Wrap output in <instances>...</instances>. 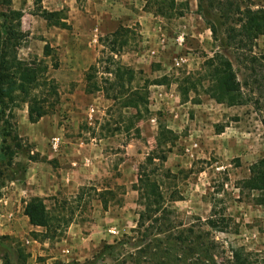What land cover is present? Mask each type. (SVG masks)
I'll return each mask as SVG.
<instances>
[{
  "label": "rangeland",
  "instance_id": "374dc122",
  "mask_svg": "<svg viewBox=\"0 0 264 264\" xmlns=\"http://www.w3.org/2000/svg\"><path fill=\"white\" fill-rule=\"evenodd\" d=\"M118 1L122 2L120 6L113 2L120 8L115 9L117 12L105 11L109 17L115 13L125 21L129 14L132 16L117 29L129 28L130 33L126 36L128 44L116 59L136 71L133 87L150 84L149 103L140 114L133 108L120 107L103 92L78 94L79 85L86 86L88 69L97 61L100 60L98 79L107 77L104 72L110 48L106 37L114 32L98 31L95 19L90 17L88 24V19L83 18L78 31L84 40L77 41L80 49L76 53L84 55L86 62L79 61L74 68L69 61L75 57L71 56L73 51L57 44L73 34L72 24L62 35L65 29L50 26L37 15L34 0H12L9 9L23 13L24 37L18 57L45 69L40 74L39 89L44 90L47 105L54 103L55 98L50 96L45 82L56 83L60 101L50 108L45 128L29 121L28 103L20 99L13 106L11 129L13 135L19 136L20 141L15 143H20V147L15 148L11 163H0V238L24 249L28 254L26 264H156L146 247L155 240L172 247L164 251L166 264H228L232 249L239 247L254 256L264 255L258 237L235 216H241L242 199L251 202L256 198L249 190H241L242 180L230 175L236 173L239 159L236 153L229 156L224 138L216 136L226 125H234V147L240 153L242 132L247 127L257 132L260 120L264 122V36L245 45L238 32L243 19L238 8L264 9V0H176L188 6L184 17L156 15L155 0H151L148 9L147 0ZM70 2L80 15L93 16L84 9L88 0ZM42 7L52 8L51 0H45ZM63 9L61 17L67 16L71 21L66 4ZM7 10L0 6V12ZM104 21L105 27L113 22L108 18ZM147 29L149 35L144 34ZM95 30L98 43L90 44L87 33L93 35ZM182 34L185 43L180 45L176 40ZM46 44L50 46L48 57L44 56ZM152 51L156 54L152 55ZM216 53L224 54L233 63L242 85V105L229 107L209 95L212 82L207 61ZM141 56L152 62L135 61ZM183 57L186 62L177 65L176 60ZM188 74L194 76L197 88L186 100L179 84ZM100 85L108 86L105 81H100ZM92 107L97 112L90 121ZM161 125L173 130L178 139L171 146L158 149L156 138ZM1 126L9 128L5 122ZM261 132L263 128L258 133ZM55 136L62 141L60 153L65 150L74 154L71 170L81 174L78 176L83 180L66 192L48 189L42 196L36 195L33 162H44L55 172L59 168V156L50 149ZM156 150L159 155L166 154L167 161L147 164L148 156ZM141 165H146L151 178L160 183L168 200L173 195L181 197L168 202L175 211L171 220L175 233L182 235L181 240L152 236L144 229L133 232L144 209L135 190ZM106 189L111 191L106 195L107 208L98 195ZM32 198L44 199L50 212L55 229L48 235L43 228L33 227L24 215ZM213 206L216 218L222 213L230 219L226 232L214 231L206 224ZM145 248L147 253L143 254ZM65 249H70V253Z\"/></svg>",
  "mask_w": 264,
  "mask_h": 264
},
{
  "label": "trees",
  "instance_id": "16d2710c",
  "mask_svg": "<svg viewBox=\"0 0 264 264\" xmlns=\"http://www.w3.org/2000/svg\"><path fill=\"white\" fill-rule=\"evenodd\" d=\"M44 0H34V5L38 8L40 17L45 19L50 26L69 29L67 16L61 17L64 11L50 12L43 9ZM151 0H147L145 8L150 7ZM12 0H0V6L6 7L7 11L0 12V163H11L16 153L15 148L20 147V138L17 134L13 135L11 119L14 104L20 99L28 103V118L31 123H37L50 113V108L60 101V94L55 82L43 83L49 87L50 96L55 98L54 103L47 105L48 100L44 90H40V74L44 68L39 65H31L27 61L18 57V50L21 46V39L24 37L21 33L22 11L9 9ZM156 15L163 17H184L188 6L177 3L176 0H155ZM181 6V9L179 7ZM183 6H185L183 8ZM238 13L243 16L241 21L239 36L244 39L245 45L253 43L260 36H264V9H253L246 7L243 11L238 8ZM16 21V23H14ZM216 35V29H212ZM130 33L129 28H120L110 37H106L107 45L110 48L107 55V67L104 74L107 77L98 79V64L92 65L86 75L85 92L94 94L103 92L107 99L113 100L115 104L122 108H133L138 114L141 109L147 108L149 103V88L147 82L142 86L133 87L132 83L136 77V71L120 63L116 56L120 55L124 47L128 44L126 37ZM50 55L49 44L45 45L44 56ZM209 66V78L212 85L208 89L209 95L217 103L226 104L229 107L242 105V85L238 80L237 73L233 63L222 53H216L215 56L207 61ZM100 81H105L108 86L103 87ZM194 76L186 75L179 84V90L184 99L188 100L191 91H195L197 83L193 82ZM2 122H5L9 128H3ZM178 139L177 134L167 126H160L159 134L156 138L157 148L164 145H172ZM158 150L151 153L147 158V164H154L156 160L161 163L167 161V155H159ZM171 152V149H168ZM251 176L249 179L242 180L241 190L247 189L250 192H258L256 204L264 206V158L254 163L250 167ZM85 187L81 188V192ZM135 190L139 192L140 205L144 209L139 213L137 229L133 232L145 230L146 234L152 236H164L167 240H181L182 235L176 234V227L173 225L171 216L175 213L168 202L181 200V197L173 195L169 200L165 197L161 185L157 180L151 178L147 172L146 165H141L138 174V182L135 184ZM97 192V191H96ZM111 191L106 189L99 192L103 205L107 208L106 195ZM84 194V193H83ZM82 194V195H83ZM79 198H81L79 193ZM24 215L29 219L33 227L43 228L48 232L55 229L52 225V217L42 198H32L24 209ZM212 208V215L205 222L214 231L226 232L229 227L230 219L224 214H218ZM146 237L147 235H142ZM151 252L156 264H166L164 251H169L172 247L167 246L162 240L151 241L146 246ZM141 252L147 253L146 248ZM203 251L200 252L202 256ZM28 254L20 247H14L11 244L4 243L0 238V260L3 264H26ZM213 260V257L209 258ZM207 260V259H206ZM201 264L205 262L200 261ZM214 262V261H213ZM228 264H264V255L254 256L244 247L232 249V257Z\"/></svg>",
  "mask_w": 264,
  "mask_h": 264
},
{
  "label": "crops",
  "instance_id": "0c3cea01",
  "mask_svg": "<svg viewBox=\"0 0 264 264\" xmlns=\"http://www.w3.org/2000/svg\"><path fill=\"white\" fill-rule=\"evenodd\" d=\"M70 1L71 0H69V3H67V1L65 0H51V4L53 7L52 8L46 7L47 8L46 10L49 11V9L50 10L52 9L50 12H55V11L59 12V11L64 10L63 8L65 7V4L69 8V17L71 16L70 18L71 21H68V18L66 21L68 25L72 24L74 32L72 35H69V37L67 36V38H65V41L64 40L59 41L57 44L61 46H65L67 47V49H70L71 51H73L72 52L73 54L71 56H75V57L69 58V61L71 62L72 66L76 68L79 61L82 64L86 62L84 55H77L76 53L80 49L77 41L84 40V38L82 37V33H79L78 31L81 28L83 18L86 17V19H88V24L90 21V17L92 19H95V22H96L95 24H96L98 31L102 30L103 32L112 33L118 29L120 24H124L125 22H128V18H130L132 14H129V16H127V20L125 21H122V19H119L118 16L115 15V13L112 17H109L108 12H105V11L113 12L115 9H120L119 7L117 8V6H120L122 2H119L118 0H112V1L111 0H88V6L85 7L84 9L86 12H90L91 14H93V16L89 15L88 13H83L79 11L83 13L80 15L79 13H77V9H75L74 3H71ZM114 1H116L117 6L113 5ZM105 2L111 4V7H113V9H111V7H108L109 5L107 6ZM18 11H22V10H18ZM115 12L117 11L115 10ZM72 14H75V17ZM105 18L113 20L112 24H110V27H105L106 25L104 21ZM140 23L141 25H143V22L140 21ZM57 28H60V27H57ZM97 30L94 31L95 34L93 33V35H91L89 32L87 33L86 38L90 40L89 41L90 44L98 43V38L96 35ZM65 31L66 29L62 30V35L65 33ZM148 33H149V29H147L146 33L144 34L149 35ZM63 37H65V35ZM135 61H137L138 63H143V62L148 63L149 61L152 62L151 60L146 59L145 56H141L137 60L135 59ZM80 93H85V85L83 84L79 85L78 94ZM71 108H74V107L72 106ZM46 123H47V120L44 117L35 124H37V126L39 127L43 126L45 128ZM260 123L261 124H259V127H258L259 129H257L258 130L257 132H254L255 129L254 130L250 129L251 127H247L248 129L242 132V134L244 135V139H243V144H241L242 147H241L240 153H237L234 147V144L236 142L235 141L236 139H234L233 137L235 135L234 131L236 129L233 127L234 125L232 124L230 126L226 125L224 130H222L219 134L216 135L220 138H224L227 144V148L229 147L228 150L226 151V152H229L228 153L229 156H232L233 154L236 153V156L239 159V162L236 163L237 164V168H235L236 173H234L233 171L232 174H230L237 180L249 179L251 176V171H250L251 165H253L254 163L264 158V137H263L264 136V122L260 120ZM262 128H263V132L258 133L260 130H262ZM60 129L64 130V127L61 126ZM199 145L200 144H197V146ZM56 156H59L58 161H57L59 168H57L56 172L53 169L51 170L48 169L47 164L44 162H38V161L33 162L31 169H33L35 172L32 178L33 180L32 183L36 185V192H35L36 195L42 196L44 191L48 189H53V192H58V191L66 192V190H68L69 188L71 187L75 188L76 186L78 187L81 184L83 177H79L78 176L79 173H76L75 171L72 172L71 167H70L71 166L70 164H73L72 158L74 154L66 152L65 150H62V153ZM88 161L90 162L89 159ZM231 167H233L234 169L233 164H231ZM79 175L81 176V174ZM77 176L78 178L76 180ZM238 191L239 193H241L240 190ZM251 194H252V198L253 197L257 198L259 195L258 192H255V191H252ZM240 203L242 205L241 207L242 212L240 213L241 216L239 217H238V214L235 215L236 219L242 220L244 222L243 225H246L247 229H251V231L253 232V235L258 237V243L260 244V247L263 248L264 250V206L256 204V199H252L251 202L245 199H242V202ZM236 210L238 211L239 209H236ZM232 216L235 217L234 215ZM65 250H63V252H65Z\"/></svg>",
  "mask_w": 264,
  "mask_h": 264
},
{
  "label": "built area",
  "instance_id": "2783aa9c",
  "mask_svg": "<svg viewBox=\"0 0 264 264\" xmlns=\"http://www.w3.org/2000/svg\"><path fill=\"white\" fill-rule=\"evenodd\" d=\"M176 41H177L178 44L183 45L185 43V36H184V34L180 35ZM155 54L156 53L154 51H152V55H155ZM176 62H177V65H180L183 62H186V60L183 57L180 60H176ZM96 112H97V109L96 108H94V107L90 108V111H89V114H88V118H89L90 121L93 120L94 115L96 114ZM61 145H62V141H61V138L58 137V136L53 137L51 139V141H50V149L56 155L60 154ZM66 253H70V251L69 250H66Z\"/></svg>",
  "mask_w": 264,
  "mask_h": 264
}]
</instances>
